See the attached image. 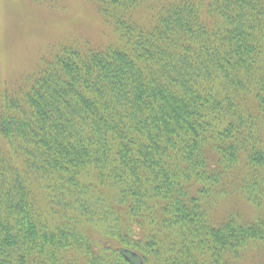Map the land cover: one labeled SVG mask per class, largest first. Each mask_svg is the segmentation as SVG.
I'll return each instance as SVG.
<instances>
[{"label":"trees","instance_id":"16d2710c","mask_svg":"<svg viewBox=\"0 0 264 264\" xmlns=\"http://www.w3.org/2000/svg\"><path fill=\"white\" fill-rule=\"evenodd\" d=\"M114 40L0 88V264H239L264 247V0H94ZM238 196L258 212L214 209Z\"/></svg>","mask_w":264,"mask_h":264},{"label":"rangeland","instance_id":"374dc122","mask_svg":"<svg viewBox=\"0 0 264 264\" xmlns=\"http://www.w3.org/2000/svg\"><path fill=\"white\" fill-rule=\"evenodd\" d=\"M94 0H0V88L16 84L60 46L71 42L104 45L114 40ZM232 211L245 219L257 216L244 198L234 196L214 209L216 219ZM239 264H264L260 247Z\"/></svg>","mask_w":264,"mask_h":264},{"label":"water","instance_id":"95a60500","mask_svg":"<svg viewBox=\"0 0 264 264\" xmlns=\"http://www.w3.org/2000/svg\"><path fill=\"white\" fill-rule=\"evenodd\" d=\"M120 252L130 264H144L143 258L135 251L122 248Z\"/></svg>","mask_w":264,"mask_h":264}]
</instances>
